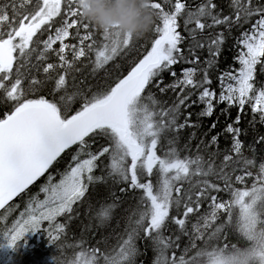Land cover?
<instances>
[{"label": "snow or ice", "instance_id": "snow-or-ice-1", "mask_svg": "<svg viewBox=\"0 0 264 264\" xmlns=\"http://www.w3.org/2000/svg\"><path fill=\"white\" fill-rule=\"evenodd\" d=\"M62 3L67 7L54 35L50 33L47 39L34 42L33 37L42 26L51 29L54 18L62 15ZM25 5H32V9L21 11ZM149 6L162 21V26L155 27L158 38L154 39L151 49L110 90L91 97L85 95L79 108L69 113V101L75 103V93L70 94L66 88L67 70L73 67L72 61L64 55L66 50L71 49L75 61L86 53H95L94 67L100 68L129 47L133 36L122 33L116 26L108 30L95 28L101 33V39L96 40L94 31H88L93 25L84 22L86 19L77 0H35L34 4L33 0H21L20 6L17 0H9L0 4V92L4 94L0 99L13 102L11 111L0 118V210L7 211L10 201L44 176L67 149L78 146L61 178L53 182L55 177L49 175L46 184L41 186L39 192L43 193V199L39 198V193L30 198L19 218L3 232L0 247L14 251L22 246L21 242H26L27 235L36 233H44L50 245L61 241L73 219L70 215L73 206L82 200L90 184L103 181V177L92 174L96 162L107 155L109 178L128 185L120 191H140L137 208L132 214L135 219L130 217L124 236L104 250L89 247L83 240L67 245L79 249L68 264H136L139 254L136 241L141 238V232L144 239L151 241L156 254L152 264H264V163L259 164L255 174L249 170L255 166V161L241 156L240 129L228 125L226 132L233 134L234 155H224L218 166L212 157L207 160L201 155L180 157L177 149L171 146L163 155L157 152L165 132L192 126L187 124L190 113L185 124L177 125L181 106L189 107L186 101L195 94L188 90H199L198 99L206 105L201 115L212 114L216 94L205 87L211 83L207 71L197 80L198 67L183 68L172 84L160 88L161 92L179 89L178 103L172 107L157 110L154 97L146 100L142 95L154 78L173 65L181 61L199 64L195 49L205 44L197 36L206 29L221 25L231 28L233 24L255 18L250 29L243 31L237 41L240 50L235 59L240 68L219 77L222 91L217 102H227L230 107L239 105L241 111L250 103L252 112L260 113V120L264 122V87L257 90L253 84L256 66L264 58V2L231 0L232 14L223 16L216 11L217 4L213 0H202L194 9L182 0H175L172 11H165L161 3L154 0H149ZM180 17L193 41L189 49L191 58L185 57L179 47L183 40L177 31ZM70 29L76 30L79 47L65 43L72 35ZM223 41V33L210 37L207 47L213 58L219 56ZM34 43L43 44V50L37 54L38 61L47 59L49 51H56L60 67L65 69L55 80L53 92L64 89L58 100L27 98L28 92L42 81L32 78L25 89L20 71L23 64L13 75L14 63L21 59L27 61L36 51L32 47ZM57 43L60 45L58 51L53 48ZM207 63L211 67L212 61ZM56 67L53 63L43 66L46 79ZM170 74L177 76L175 71ZM160 83L162 80L157 82L158 87ZM239 119L237 116L236 123ZM98 139L105 140L106 144L93 153L92 143ZM216 140L213 136L211 142L214 144ZM238 169L243 174L235 175V182L245 185L243 188H235L231 183ZM154 174L155 183L151 179ZM145 176L148 179H143ZM211 176L223 180L224 188L210 182L208 177ZM247 178H252L250 186L246 184ZM210 190H227L230 199L221 201L210 195ZM209 198V210L197 216L189 232L190 216L200 213L203 201ZM115 206L112 203L99 207L95 214L99 225L110 221ZM172 208L177 209L178 215L170 218ZM65 214H69L68 220L59 222L58 217ZM169 220L178 226L181 234L189 237V245L178 257L176 251L168 255L169 249L179 248L177 241L180 239L164 235ZM229 235L235 236L236 242L229 241ZM197 241L203 246H198ZM193 249L194 254L189 256Z\"/></svg>", "mask_w": 264, "mask_h": 264}, {"label": "trees", "instance_id": "trees-1", "mask_svg": "<svg viewBox=\"0 0 264 264\" xmlns=\"http://www.w3.org/2000/svg\"><path fill=\"white\" fill-rule=\"evenodd\" d=\"M8 2L9 0H0V4ZM154 2L161 3L165 11L174 10L175 0H172L171 3H168L167 0H154ZM182 2H184L188 7L194 9L202 2V0H182ZM213 2L217 4L216 11H219L221 16L232 14L233 10L230 7L231 0H213ZM256 2L261 3L264 2V0H256ZM20 3L21 0H17L18 6H20ZM34 3L35 0H33V4ZM66 7L67 6L62 3V15L60 17L54 18L51 29H48L47 25L42 26L37 35L33 37L34 42L43 41L47 39V36L50 33H54L55 28L59 27L62 23L64 18L63 13ZM31 9L32 5H25L21 8V11ZM254 19L255 18L246 23L241 21V23L238 25L233 24L231 28L221 25L214 29H206L203 34L197 36V39L203 43H205L206 40L210 38V36L223 33L224 41L219 48V56L217 58H213L209 54L208 48H196L195 54L199 56V64L193 65L181 61L178 64L173 65L170 70H166L162 72L160 76L154 78L152 83L145 89V92L142 95L146 100L149 96L154 97L155 101L157 102L155 105L157 110L160 108L172 107L173 90L169 88L167 91L161 92L160 88H163L165 85H167L170 78L179 77L181 75V69L198 67L200 71L197 73L196 79L200 80L203 76V72L207 71L211 83L205 85V87H208L211 91H214L218 96L221 87L219 77L224 72H231L234 69H237V60L235 59L237 57V51L234 52L233 49L239 46L237 41L240 39L241 33L250 29ZM84 22L87 23L88 21L85 20ZM178 24L180 27L177 29V31H179L183 36V40L179 44V47L181 48L185 57L191 58L189 49L193 41L188 32L184 29L183 17L178 18ZM157 25L162 26V21L154 15L153 24L145 35L142 37H133L129 47L120 52L119 55L107 65L100 68L94 67L95 53H86L85 57L75 61L73 60L71 49L66 50L64 55L66 56V59L68 61H72L73 64V67L67 70L66 88L70 94L75 93V103L69 101L71 107L68 109V112L72 113L77 110L80 104L83 103L85 95L91 97L98 92H106L110 90V88L114 86L115 83L119 81V79H122L124 76H126L128 71H130L131 68L139 62V60L143 59L144 55H146L151 49L154 39L158 38V34L155 32V27ZM75 31V29L70 30L72 35L69 37L67 43L70 45L75 44L79 47L78 39L75 38ZM80 31L81 34L84 33V29L82 27ZM88 31H94V38L96 40L101 39L100 31L95 30L94 27H90ZM87 43L88 42H85V44ZM59 46L60 45L57 44L53 48L58 51ZM32 47L35 48L36 51L32 53L31 57H29L27 61L21 59L14 63L13 75L15 76L16 68L23 64L24 66L20 67V71L23 73V87L25 89L28 88L32 78L42 81V83L35 86L33 91L28 92L27 98L38 99L44 97L49 100H53L54 98L58 100L59 96L64 93V89H61L58 93H54L53 89L55 87V80L58 78V74L63 73L65 69L60 67V61L56 51H49L46 54L47 59L38 61L37 54L43 50V44L34 43ZM209 60L212 61L211 67H209L207 63ZM47 63H53L57 66L54 70L47 74L49 77L48 79L45 78V74L43 72V66H45ZM234 64L235 68L233 70L230 69L231 65ZM171 71H175L177 76H171ZM255 76H261L263 85V66L259 65L256 67ZM161 80L162 83H160L158 87L157 82ZM255 83L256 78L253 81L254 86ZM262 85L256 89L261 88ZM188 91H194L195 94H193L191 97H198L199 90ZM3 95V92H0V97H3ZM12 103L13 102L11 101L5 102L4 100L0 99V118H2L4 113L11 111ZM250 106V103H246L243 110L241 111L239 105H233L230 107L227 103H222L221 108H217L215 106L213 108L212 114L205 117L200 113L201 107L199 102L191 105L190 108L192 110V114L190 118L187 119V124L192 126H185L178 131L173 130L170 132H165L161 138L160 144L158 145V155H163L164 151L169 146H171L176 148L178 155L182 157L181 152H184L186 150L185 146L189 144V132L191 131L201 133L202 138L204 137L205 139V145H208L209 141L211 140L210 136H216L220 132H223L230 124L233 126L239 125L244 129V136L240 139L242 144L241 156L243 158L252 159L255 161V166L249 168V170L255 174L258 171L259 164L263 162V157L260 154L264 150V140H261L260 138L264 136L262 135V128L257 125L254 119L247 121L243 119L242 115H239V111L242 114H248ZM237 116L240 118L238 124H236ZM196 121L203 122V124H205L204 128L209 123L212 125L215 124V127H211L210 135L208 136V134L204 132V128L199 126ZM185 122L186 120L181 114H179L177 117V125L185 124ZM105 144V140L98 139L92 143L91 151L95 153L99 151L100 148ZM77 148L78 146L74 145L68 149L63 155H61V157L58 158L56 162H54L44 178L39 180L37 184H35L32 188H30L24 194L19 196L13 203H11L6 208L8 209L7 211L3 210L0 213V236H2L4 230L11 226L19 211L27 206L30 198L37 195L38 193L40 198L42 193H40L39 190L42 185L46 184L49 175H53L55 177L54 181L61 178V175L71 163L72 156L76 154ZM223 149H225L226 154L234 155V153H232V143L224 144L222 150ZM206 151L197 150L193 152V157L196 155H201L205 158V160H207L209 157H212L215 159L217 166L223 160L224 155H220V153L207 149ZM96 163L97 167L92 175L95 177H103V181L90 184L82 200L73 206V212L70 214L73 219L70 221L66 229L67 235L64 236L58 243H52L50 245L47 236L44 233H38L33 239H30L29 242H21L22 246L18 247L14 251L11 250L8 256L0 264H68L69 261L74 259V254L79 251V249L76 247H68L67 245L75 244V242L83 240L89 247L94 246L104 250L106 247L115 245L117 239L121 236H124L125 230L129 226V218L132 217L133 212L137 208L140 191H120L121 188H127L128 185L126 183L114 182L111 178H109L106 168L108 164L107 155L101 157ZM226 171H231V169H227ZM241 174L243 173L239 169L233 174L231 180L233 187L243 188V186H245L243 184L238 185L234 182L235 175ZM143 179H148V177L145 176ZM143 179L141 182H143ZM151 179L153 183H155L157 179L156 175L154 174ZM208 179L210 182L219 185L221 188H224V181L218 177L211 176L208 177ZM251 183L252 178H247L246 184L250 186ZM185 187H187V185H185ZM210 195H215L220 200L224 201L229 198L230 192L227 190L220 192L210 190ZM209 202L210 198L203 201L200 212ZM112 203H115L116 206L112 212L110 221H108L103 226L99 225L98 221L95 219L96 211L101 205ZM180 211L182 213L183 209ZM68 215L69 214H65L61 217H58V221H67ZM177 215V209H170V218ZM198 215L199 213L190 216L189 222L187 224L189 232H191V222ZM132 218L133 220L135 219V217ZM163 231L165 236H170L174 240L176 236L180 237V239L177 241L179 248L169 249V256H171L172 251H176V255L181 253L184 248L189 245V237L181 234L178 230V226L174 223H171V220H169L167 227ZM228 239L231 242H236V238L233 235H229ZM196 243L198 246H203L201 241H197ZM136 244L139 250V254L136 257V264H152L156 254L153 251L151 241L144 239L143 233L141 232V238L136 241ZM60 245H65V247L61 248Z\"/></svg>", "mask_w": 264, "mask_h": 264}, {"label": "clouds", "instance_id": "clouds-1", "mask_svg": "<svg viewBox=\"0 0 264 264\" xmlns=\"http://www.w3.org/2000/svg\"><path fill=\"white\" fill-rule=\"evenodd\" d=\"M84 18L97 30L114 26L122 33L142 37L153 24L149 0H77Z\"/></svg>", "mask_w": 264, "mask_h": 264}, {"label": "bare ground", "instance_id": "bare-ground-1", "mask_svg": "<svg viewBox=\"0 0 264 264\" xmlns=\"http://www.w3.org/2000/svg\"><path fill=\"white\" fill-rule=\"evenodd\" d=\"M53 35H54V33H53ZM68 39L65 41V43H67ZM209 39L206 40V42L204 43L205 44V47H203V49H207L208 48L207 47V44L209 42ZM57 44H59V43H57ZM57 44H55V45H57ZM55 45H53V47ZM239 49H240V46L235 47L233 49L234 52L237 51V56H238ZM261 61H262V63L261 64H258L256 67H258L259 65L264 67V58H261ZM234 68H235V64L234 65H231V68L230 69L233 70ZM177 78H170V80H168V84L167 85L172 84ZM255 78H256L255 88H258V87H260L262 85V82L263 81H262L261 76H257V77L255 76ZM262 87H264V83H263ZM177 92H179V89H176L175 92L173 91V97H172L173 105L175 103H178ZM198 96H199V94H198ZM217 101H218V96L216 95V99L213 100V106L214 107L216 106L217 108H221L222 103H219ZM193 102H195V103L199 102L200 107H201V112L200 113H202L203 110L205 109L206 105L204 103H201L199 101L198 97H190V99L188 101H186V104L191 106V105L195 104ZM190 106L189 107L181 106V108H180V114L183 116V118L185 120H186V118L189 117V113L192 114V110H191ZM239 115H242L243 119L244 120H247V121L248 120H251V119H254L256 121L257 125H259L260 128H262L261 129L262 130V135L264 136V122H261V120H260V113H253L252 110H251V106H250L249 107V110H248V114H242L239 111ZM204 116L207 117V115H204ZM196 123L199 126H201L202 128H204V125L205 124H203V122L196 121ZM209 124L207 126H205V128H204V132H206V134H208V136L210 135V131H211V127H212V124H210V125ZM236 124H238V123H236ZM233 127L240 129V134H239V140H240L244 136V129H243V127L242 126H239V125H234ZM226 129L223 132H220L219 134L216 135L217 140H216V142L214 144L211 142L213 136H210L211 137V140L209 141V144L208 145H205V139H204V137L202 138V134L201 133H199V132H192V131L189 132L190 133L189 144L187 146H185L186 150L184 152L183 151L181 152L182 157H193V152H195L197 150L206 151V149L207 150L214 151V152H217V153H220V155H226V151H225V149L222 150V147L224 146V144L233 143V134H229L228 132H226ZM260 155L263 157V162L262 163H264V150L262 151V153ZM234 182H235V178H234ZM236 184L240 185L239 183H236ZM32 187H30V188H32ZM228 199H230V196H229ZM209 203L205 205L204 209L199 213V215L204 214L209 209ZM196 218H197V216L194 219H196ZM194 219H193V221H194ZM193 221L190 224L191 226H192ZM194 251L195 250L193 249L191 252L188 253V255L189 256L193 255L194 254ZM182 253H183V251L181 253L177 254V257L179 255H181Z\"/></svg>", "mask_w": 264, "mask_h": 264}, {"label": "rangeland", "instance_id": "rangeland-1", "mask_svg": "<svg viewBox=\"0 0 264 264\" xmlns=\"http://www.w3.org/2000/svg\"><path fill=\"white\" fill-rule=\"evenodd\" d=\"M62 11H63V9H62ZM240 50V49H239ZM239 52V51H238ZM240 68V64L237 62V69H239ZM227 82V81H226ZM222 91V89H221V87H220V92ZM220 94V93H219ZM218 98H219V95H218ZM225 103H227V102H225ZM228 104V103H227ZM59 180V179H58ZM58 180H56V181H58ZM56 181H54V182H56ZM40 199H43V193H42V195L40 196ZM26 208V207H25ZM25 208H23L21 211H24L25 210ZM209 210V209H208ZM207 210V211H208ZM21 211H19V213L21 212ZM19 213L17 214V216H16V218L13 220V223H14V221L16 220V219H18L19 218ZM197 219V218H196ZM196 219H194V221H193V223H195L196 222ZM12 225V224H11ZM11 227V226H10ZM9 227V228H10ZM5 231V230H4ZM3 231V232H4ZM38 233H36V234H30V235H27L26 237H25V241H27V242H29L30 241V239H33L36 235H37ZM10 251L11 250H9V249H7V248H4V247H0V263L3 261V259L10 253Z\"/></svg>", "mask_w": 264, "mask_h": 264}, {"label": "water", "instance_id": "water-1", "mask_svg": "<svg viewBox=\"0 0 264 264\" xmlns=\"http://www.w3.org/2000/svg\"><path fill=\"white\" fill-rule=\"evenodd\" d=\"M72 147H73V146H72ZM67 150H68V149H67ZM67 150H66V151H67ZM49 169H50V168H49ZM49 169H48V171H49ZM48 171H47V172H48ZM47 172H46V173H47ZM46 173H45V174H46ZM45 174H44V175H45ZM43 177H44V176L38 178V179H37L32 185L29 186L28 189H30V187H32L34 184H36V183H37L41 178H43ZM28 189H26L25 192H26ZM21 194H23V193H21ZM21 194H20V195H21ZM20 195H19V196H20ZM19 196H17V197L14 198L12 201H10L9 204H11L13 201H15ZM6 207H7V206H6ZM1 211H3V210H0V212H1Z\"/></svg>", "mask_w": 264, "mask_h": 264}]
</instances>
